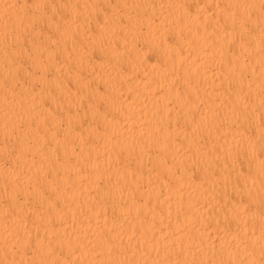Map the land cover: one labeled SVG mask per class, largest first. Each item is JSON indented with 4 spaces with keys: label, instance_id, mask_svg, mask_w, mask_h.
<instances>
[{
    "label": "bare ground",
    "instance_id": "bare-ground-1",
    "mask_svg": "<svg viewBox=\"0 0 264 264\" xmlns=\"http://www.w3.org/2000/svg\"><path fill=\"white\" fill-rule=\"evenodd\" d=\"M0 264H264V0H0Z\"/></svg>",
    "mask_w": 264,
    "mask_h": 264
}]
</instances>
